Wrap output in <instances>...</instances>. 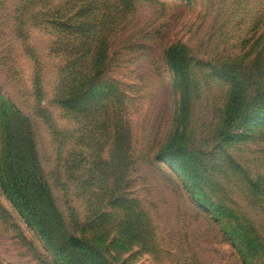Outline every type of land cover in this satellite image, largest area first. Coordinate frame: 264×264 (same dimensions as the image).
<instances>
[{
    "label": "rangeland",
    "instance_id": "obj_1",
    "mask_svg": "<svg viewBox=\"0 0 264 264\" xmlns=\"http://www.w3.org/2000/svg\"><path fill=\"white\" fill-rule=\"evenodd\" d=\"M92 2L109 5L107 77L119 88L78 114L54 101L69 49L48 20L63 1L0 0V173L32 137L62 225L51 211L31 224L0 174V264H90L67 236L102 264H264V0ZM177 147L185 172L170 166Z\"/></svg>",
    "mask_w": 264,
    "mask_h": 264
},
{
    "label": "trees",
    "instance_id": "obj_2",
    "mask_svg": "<svg viewBox=\"0 0 264 264\" xmlns=\"http://www.w3.org/2000/svg\"><path fill=\"white\" fill-rule=\"evenodd\" d=\"M62 1L63 3L60 5V9L64 14L59 15V17L51 15L48 20V27L51 30H58L63 34V37L65 36L67 46L65 45L64 47L69 49V51H65L64 55H61L62 63L57 69L58 77L55 85L56 93L54 101L63 112L73 110L78 114H84L85 112L91 113L96 104L106 99L104 94L107 89L110 87H114L115 90L119 88L118 83L114 79L107 77L109 55H107L108 50L106 46H109L111 36L108 37L106 35L107 31H104L106 28L104 22L109 16L107 13L109 5L105 2L98 5L92 2V0ZM124 1L126 4L128 3V0ZM99 9H103L106 12L103 17H99L96 12ZM51 11V13H57L53 12V9ZM172 51L169 53H172ZM168 60L172 65H176L179 64L180 57L168 55ZM181 60H184L183 55L181 56ZM95 90L98 91L97 93L100 95V98L92 99L90 95ZM36 94L37 88L35 90ZM109 98H112L113 102L119 103L114 92ZM116 111L117 107L114 108V112ZM123 124L122 118L118 116L114 119L112 126L117 131L123 129ZM13 126V124H6V132L4 134L5 136L9 135L8 142H12L13 132L15 130ZM118 136H121V133H115V137ZM122 137L124 138L122 141H124L128 138V135ZM31 138L26 140L27 144L25 146L24 137L16 140L18 145H23L26 148V154L19 164H16V158L12 152L11 145V157L3 162V173L0 174H8L7 179L11 178L13 181L11 182L12 185L8 183L3 188L5 193L7 195L9 194L10 198H14L19 205L17 206L19 212L21 215L26 216L31 224L33 221L30 220V216L31 218H36V215L39 213H48L51 211L55 219L54 226L60 225L61 228V218L59 219L48 188L43 182V177L34 153V140ZM2 142L3 139L0 140V144ZM119 144L118 139L113 144V147H118ZM167 156L170 158V166L173 169H179L181 172H185L188 155L184 148L177 147L175 149H168ZM18 172H21V175L26 174L27 178H23ZM15 175H19L22 178L21 181H18ZM113 176L115 177L114 174ZM98 191L100 194L102 193V189ZM39 226L41 230L46 229L41 223ZM133 235L136 237L135 233ZM66 238L70 249L80 253L82 258L86 259V262L90 264L103 263L99 258V249L92 246L88 241L77 239L74 236H67Z\"/></svg>",
    "mask_w": 264,
    "mask_h": 264
}]
</instances>
